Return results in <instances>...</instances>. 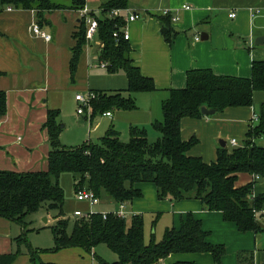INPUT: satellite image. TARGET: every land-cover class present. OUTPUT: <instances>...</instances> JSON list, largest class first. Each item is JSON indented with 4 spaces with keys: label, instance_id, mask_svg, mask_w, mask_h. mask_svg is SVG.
Wrapping results in <instances>:
<instances>
[{
    "label": "crops",
    "instance_id": "obj_1",
    "mask_svg": "<svg viewBox=\"0 0 264 264\" xmlns=\"http://www.w3.org/2000/svg\"><path fill=\"white\" fill-rule=\"evenodd\" d=\"M59 1L66 5L71 2ZM111 1L86 0V7L105 17L102 9ZM125 3L127 8L141 14V18L127 24L131 60L143 75L154 80L157 90L133 93L136 109L96 111L92 112L90 120L85 114H77L76 95L88 91H125L129 79L123 71L110 73L98 65L97 42H85L79 48L78 36L85 23L78 10L67 7L53 10L13 7L8 10L9 5L0 10V91L6 93L7 99V112L0 116V170L48 169L51 144L45 124L49 110L59 111V124L69 115L73 116L82 131L77 139L78 146L99 141L111 129L121 138L129 137L135 126L145 129L149 140H158L160 133L153 124L163 119L162 102L169 96L170 89L186 86L188 71L211 69L217 75L249 78L253 62L264 60V43H256L258 37L264 36V0H125ZM165 8L179 14L178 21L172 23L174 33L170 42L162 32L164 23L160 16ZM231 12L236 13L234 18L229 16ZM33 23H39L50 33L51 40L36 35L31 30ZM198 35L199 40L196 39ZM74 57H77L76 64ZM263 110L264 91H257L252 106L184 118L181 124L183 139H198L189 154L200 156L206 162L215 161L219 148L223 147L220 141H225L226 147L233 146V139L242 143L249 127L257 124L254 117H259ZM108 111L111 115L105 114ZM107 120H111V126L105 124ZM66 126L61 124L59 140L68 147L62 139ZM261 142L264 144V139ZM254 179H257L254 195L264 194V178L249 173H241L236 185L242 187ZM137 187L143 194L126 202V211L129 215L143 216L145 234L149 221L150 226L156 227L150 241L153 238L161 241L167 228H180L192 214L201 220L209 242L226 247L221 264H264V216L259 218L263 231L242 232L236 223L226 221L222 212L205 209L200 199L171 202L159 197L153 182L139 183ZM67 204L65 200L66 214L74 215L78 209L91 210L89 203L77 199ZM120 204L112 199L109 203L117 210ZM154 232H161V240L156 239ZM21 233L18 223L0 216V255L15 251ZM22 246L24 244L21 254L12 264H32L28 250ZM81 249L71 247L62 251ZM177 262L217 264L210 252L175 253L160 264Z\"/></svg>",
    "mask_w": 264,
    "mask_h": 264
},
{
    "label": "trees",
    "instance_id": "obj_2",
    "mask_svg": "<svg viewBox=\"0 0 264 264\" xmlns=\"http://www.w3.org/2000/svg\"><path fill=\"white\" fill-rule=\"evenodd\" d=\"M17 9L53 10L58 8L81 9L86 0H71L69 5L59 0H0V10L5 6ZM113 8H127L125 0H112L104 5L100 15L99 38L105 46L98 54L99 62L107 63V71H123L129 86L114 92L96 91L92 112L106 109H136L133 93L157 90L154 80L142 74L131 60L129 40L113 36L124 24L123 17L114 19L106 15ZM163 35L171 41L174 33L169 15L160 16ZM86 40V26L78 36L81 49ZM77 57H74L76 64ZM257 91H264V60H255L249 78L217 75L211 69H193L187 73L183 88H172L162 102L163 119L153 126L160 138L150 142L147 131L132 127L129 141L111 129L96 142L68 148L61 144L58 110H49L45 128L49 132L51 151L49 167L42 171L18 172L0 170V216L18 223L22 233L17 239L18 249L0 255V264H12L26 245L32 264H55L40 260L30 248L26 237V217L41 208L57 211V223L52 227L55 250L81 247L88 252L99 244H106L117 254L114 264H160L175 253L210 252L217 264L222 263L227 250L207 240L208 232L202 222L189 214L180 228L169 227L163 239L145 242L142 215L118 217L110 212L104 218L101 212L91 216H75L72 231L70 219L64 211L66 194L60 184L61 175L73 173L75 191L93 190L98 197L107 194L116 202H132L142 196L137 184L153 182L161 199L176 202L186 198L200 199L205 209L220 211L226 221L234 222L242 232L263 231L259 218L264 216V194L255 196L254 179L245 186L236 185L241 173L264 178V110L257 124L251 125L242 144L220 147L215 161L206 162L200 156L189 154L198 139L182 137L181 124L186 117L198 118L205 114L202 107L222 112L231 107L252 106ZM7 112L6 93L0 91V116ZM106 264V263H103ZM175 264H194L177 262Z\"/></svg>",
    "mask_w": 264,
    "mask_h": 264
},
{
    "label": "rangeland",
    "instance_id": "obj_3",
    "mask_svg": "<svg viewBox=\"0 0 264 264\" xmlns=\"http://www.w3.org/2000/svg\"><path fill=\"white\" fill-rule=\"evenodd\" d=\"M98 14H101V12H98ZM91 115H92V110L88 109L87 112L85 113V116L88 118V120L92 118ZM61 124L62 126H65L67 124V126L64 128L62 135L63 142H65V144H67L69 148L77 147L79 144V141L77 139L79 138L78 136L81 135L82 131H79V128L75 124V120L73 116L69 115L67 117V120H64L63 122L61 121ZM105 124L111 126V120H107ZM99 134L101 133L99 132ZM129 139L130 136L122 137L123 141H129ZM156 140L157 139L150 138V142H155ZM239 144L242 143L239 142ZM73 175L74 174L71 172H65L61 175L60 178V184L65 190L66 203L68 202V204L71 203V201H75L76 199ZM108 202L111 203V198L107 194L103 193L100 203L91 206V211L97 213L116 211L117 209L113 208L112 205H109ZM57 213L58 212L55 210L47 211L46 208H41L40 210L33 212L26 217L27 241L30 243V248L37 252L39 256L38 262L40 260L42 261L46 260L44 262H51L55 264H81L84 262L85 263L89 262L90 264H103V263L114 264L116 262L117 254L112 249H110L106 244H99L98 246H96V248L93 250L95 256L92 252H88L84 249L63 250V251L62 249L55 250V237L52 227H54L57 223V218H56ZM66 216L70 219L68 230L69 232H71L75 216L69 213H67ZM130 216L131 215H129L128 213L127 214L128 220H130ZM148 216H146V218L149 221ZM46 217H48V221L46 220ZM146 228L147 231L145 234L146 237L145 242L149 243L152 231L156 232V227L153 228L152 225L150 226V221H149V224ZM155 236L157 240H161L162 238L161 232L155 233ZM17 249H18V245L15 244L14 250ZM22 249H25L26 251L29 250V248L26 245L22 246ZM84 258L85 261H83Z\"/></svg>",
    "mask_w": 264,
    "mask_h": 264
},
{
    "label": "built area",
    "instance_id": "obj_4",
    "mask_svg": "<svg viewBox=\"0 0 264 264\" xmlns=\"http://www.w3.org/2000/svg\"><path fill=\"white\" fill-rule=\"evenodd\" d=\"M13 7L9 6L8 10H12ZM163 15H169L171 17V20L173 22L178 21L179 19V14L178 11L173 10L171 8H165L162 10ZM259 12V11H257ZM78 13L80 17L83 19L85 26H86V40L87 43H93L97 42L100 51L104 48L105 44L103 40L99 38V19H98V14L94 12V10L89 9L88 7H84L78 10ZM106 15L111 18H117V17H123L124 19V24L115 30L113 33L114 38L116 39V42H119L120 38H124L126 40H130V33L127 29V24L131 21H135L139 18H141V14L138 13L137 11H133L132 9L129 8H113L110 10L106 11ZM230 17L234 18L236 16L235 12H231L229 14ZM31 30L38 36L46 39V40H51L52 35L48 33L47 31L43 30V28L40 26L39 23H33L31 26ZM201 37L200 35L196 36V39L199 40ZM102 68L107 67V63L101 62L98 64ZM98 97V94L96 91H88L87 93H80L76 95V100L78 102V108H77V113L78 114H85L87 110L91 109L92 110V102L94 99ZM105 114L111 115V112H106ZM254 120L258 122L259 117L255 116ZM264 139V137L262 138ZM233 146L240 145L239 142L236 139H233L231 141ZM258 178V176H257ZM76 199L81 202H87L91 206H94L96 204L100 203V197L97 196V194L91 190V189H82L76 192ZM97 212H93L89 210L88 212H84L80 209L74 211V216L80 217V216H91ZM110 212H103L104 218L107 217V215ZM115 215L118 217H127V211H126V203L122 202L120 204V208L116 211H113Z\"/></svg>",
    "mask_w": 264,
    "mask_h": 264
},
{
    "label": "water",
    "instance_id": "obj_5",
    "mask_svg": "<svg viewBox=\"0 0 264 264\" xmlns=\"http://www.w3.org/2000/svg\"><path fill=\"white\" fill-rule=\"evenodd\" d=\"M202 34H204V33H202ZM256 43H257V44H262V43H264V36L258 37V38L256 39ZM202 112H203L205 115H213V114H215L217 111H216V109H209V108H207V107H202ZM220 143H221V145H222L223 147L226 146V142H225V141H222V140H221Z\"/></svg>",
    "mask_w": 264,
    "mask_h": 264
}]
</instances>
